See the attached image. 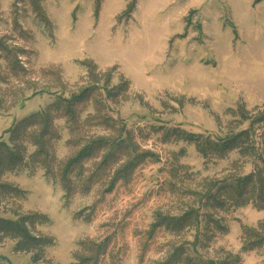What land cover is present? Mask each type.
Here are the masks:
<instances>
[{
	"label": "rangeland",
	"instance_id": "obj_1",
	"mask_svg": "<svg viewBox=\"0 0 264 264\" xmlns=\"http://www.w3.org/2000/svg\"><path fill=\"white\" fill-rule=\"evenodd\" d=\"M96 1L42 0L48 30L34 18L27 1L0 0V38L11 50H20L21 68L15 77L0 58L3 141L16 122L84 87L88 80L83 62L94 64L102 75L110 73L111 86L122 79L129 82L126 100L116 107L128 129L165 125L214 139L236 125L237 112L264 114V0H136L129 17L124 14L127 0H100L98 9ZM58 73L62 87L55 85ZM90 114L88 108L83 116ZM55 125L61 139L54 157L64 162L77 149L67 145L70 135L64 121ZM139 144L159 161L144 163L129 182L117 183L105 195L95 185L88 195L67 199L40 169L1 178L27 195L22 202L0 198V218L40 212L50 223L35 233L52 236L55 245L35 263L32 254L13 251L14 241L0 238V264H73L80 242L107 237L109 255L100 264H155L180 240L152 231L155 216L174 213L186 200L169 186L181 190L182 176L173 180L161 171L162 166L172 167L170 153L184 151L179 162L195 174L194 182L252 170V160L240 158L237 151L205 166L193 144L161 145L154 136ZM219 215L227 233L202 242L194 260L217 261L230 254L239 255L241 264H264V248L241 252V228L264 222V209L247 206ZM193 235L187 232L182 240L191 241Z\"/></svg>",
	"mask_w": 264,
	"mask_h": 264
},
{
	"label": "trees",
	"instance_id": "obj_2",
	"mask_svg": "<svg viewBox=\"0 0 264 264\" xmlns=\"http://www.w3.org/2000/svg\"><path fill=\"white\" fill-rule=\"evenodd\" d=\"M25 1L29 3L34 18L49 30L42 0ZM127 1L124 14L129 17L134 12L136 0ZM99 2L96 1L97 9ZM19 54L20 50H11L0 38V58L15 77L21 71ZM82 65L87 70L88 80L84 87L70 92L68 98L58 97L44 110L22 118L5 132L6 141L0 138V179L26 169L31 173L40 169L44 177L60 185L67 199L76 194L86 196L95 185H100V195H105L112 192L117 183L129 182L135 170L144 163L154 158L159 161L154 154L140 148L139 143L152 136L161 145L177 142L193 144L205 166L237 151L240 158L252 160L250 172L243 174L237 169L222 178H204L198 182H194L195 174L179 162L185 156L184 151L170 153L172 167L162 166L161 171L171 175L173 180L182 176L184 185L181 190L177 191L175 184L169 186L171 193L178 192L186 200L174 213L155 216L152 231L162 230L180 239L178 245H173L168 255L155 264H241L239 255L227 254L223 259L208 262L194 260L193 255L197 253V248H202V242H211L216 235L227 233L219 214H229L247 206L255 210L264 209V114L248 117L247 113L239 111L236 113V125H230L225 136L214 139L165 125L128 129L119 121L116 107L126 100L129 82L122 79L111 86L110 73L100 74L91 62H83ZM3 80L0 75V81ZM55 85H65L60 73ZM88 108L91 114L85 117L83 115ZM61 119L70 135L67 145L77 149L64 162L54 157L55 144L61 139L55 121ZM244 123H248L246 128L234 132L233 128ZM258 125H263L262 129L256 127ZM91 128L93 130L89 132ZM88 162L90 167L87 169ZM88 173L89 176H86ZM186 183L189 184L186 186ZM26 195V191L0 181V198L22 202ZM93 213L94 207L86 220ZM12 216L14 219L0 218V238L14 241V252L32 254L33 262L40 261L45 250L55 245L52 236L35 233L37 228L50 223L48 217L40 212H13ZM190 231L194 233L193 239L182 240V236ZM110 244L111 237L80 242L73 254V264H100L108 257ZM263 248L264 222L254 228H241V252Z\"/></svg>",
	"mask_w": 264,
	"mask_h": 264
}]
</instances>
